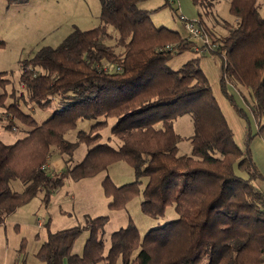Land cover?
<instances>
[{"label":"trees","instance_id":"obj_1","mask_svg":"<svg viewBox=\"0 0 264 264\" xmlns=\"http://www.w3.org/2000/svg\"><path fill=\"white\" fill-rule=\"evenodd\" d=\"M9 5L30 0H5ZM148 0H100L101 24L90 30L75 26L57 47L45 46L20 61L17 95L8 93L7 72H0V119L9 131L25 136L9 144L0 139V227L18 208L42 195L45 207L68 179L97 176L116 162L127 163L136 180L117 185L108 175L102 185L113 210H123L142 195V213L153 219L177 217L142 234L131 220L110 237L106 253L104 229L108 216L89 219L86 226L52 232L36 253L41 264H264V191L250 151L254 138L248 113L228 85H243L239 93L255 117L257 135L264 137V0H230L235 23L225 22L227 34L210 32L206 17L220 0H191L212 44L198 52L189 35L156 27ZM167 6H171L167 0ZM117 31L112 36L109 28ZM209 30V31H208ZM220 35V36H219ZM0 39V47L4 46ZM196 56L173 70L174 56ZM221 61V89L248 125L241 148L201 67L206 56ZM109 64L110 68H105ZM239 91V90H238ZM15 101L8 102V96ZM17 99V100H16ZM32 104L51 115L39 123L20 106ZM189 114L193 121L190 154H181L184 140L174 120ZM115 119L111 132L119 147L101 143L99 131ZM79 120H94L78 142L66 134ZM79 143L88 146L84 159L72 166ZM66 167L48 168L54 153ZM144 179H147L144 185ZM20 181L21 191L12 190ZM89 231L81 255L73 252L77 239ZM24 239L20 255H25ZM23 264H30L26 260Z\"/></svg>","mask_w":264,"mask_h":264},{"label":"rangeland","instance_id":"obj_2","mask_svg":"<svg viewBox=\"0 0 264 264\" xmlns=\"http://www.w3.org/2000/svg\"><path fill=\"white\" fill-rule=\"evenodd\" d=\"M173 1L175 2L174 4L167 6L165 5V0H148L142 2L140 6L144 9L150 8L149 10H155L152 15V21L156 27H167L187 35V30L184 23L179 19L177 9L181 8V12L187 15V18L189 16L199 17V10L191 0ZM225 22L235 23V17L230 12V0H220L214 11L206 17V25L210 32L224 36L227 34ZM100 24V0H30L24 4L12 5H9L5 0H0V39L5 43L3 47H0V72L2 70L7 72V76L11 80V84L6 89L8 93L14 90V93L18 95L22 90L20 86V61L32 58L39 49L45 46H59L71 34L75 26L82 30H90ZM204 28L206 29L205 26ZM109 32L112 36H117L115 28L110 27ZM209 39L211 42L209 45H211L210 36ZM192 54L191 51H186L176 55L169 60L168 65L173 70H177L193 58ZM214 57L221 71V61L219 57ZM4 91L5 89L0 86V93ZM231 91L242 108L247 112L250 111L248 104H246L244 98L239 93L243 91L244 95L247 96L249 93L248 89L239 84L231 87ZM11 100L15 101V97L9 95L8 102ZM19 101L20 106L33 114L39 123L51 115L50 111L40 110L32 104L26 105L22 99H19ZM241 121L245 125V121L243 119ZM94 122V120H79L77 128L66 134L67 140L78 142L79 132H88L91 130ZM115 122V119H108V126L101 129L99 133L102 134L101 143H108L117 148L120 144L119 139L113 136L111 132ZM174 123L176 131L184 137V140L179 144V152L181 154H190L192 150L190 137L194 131L191 115L180 116L174 120ZM24 136L25 133L19 126L18 131H9L5 126V120L0 119V139L4 142L12 144ZM87 152L88 146L85 143H79L71 161L72 166L81 162ZM59 157L58 152L54 153L53 161L56 162L60 159ZM107 175L117 185L136 180L133 169L123 161L114 163L107 170L95 176V179H81L78 181L68 179L60 188L58 196L54 198L52 195L50 203L52 202L54 208L50 211L51 215H47L42 228H38V218L44 210V206L41 205L42 195H38L30 203L22 206L23 208L15 212L16 216H14V218H17L16 221L20 223V226L15 228V222L12 221L1 230L3 232L0 235V264H3L4 260H6V264H23L25 260L30 264H41L36 258L38 249L36 240L39 237L47 239L46 222L49 219H51L49 221L51 222L50 229L52 231L70 225L83 227L92 218V215L89 214L99 212L101 211V207H104L103 214L105 215L100 216L109 217L103 236L107 253L110 247L111 234L127 226L128 222L126 219H129V216L126 214H128V211L131 214V220L140 229L142 234L177 217L173 208L168 210L166 218L153 219L144 215L141 210L142 195L130 202L127 207L128 211L111 209L108 205L109 198L105 194L103 185L101 184V179ZM145 182H147V179H144V185ZM11 188L14 191H20L23 189V186L20 181H14ZM38 207L42 208L37 214L36 210ZM59 207H65L66 213H61ZM93 207L99 208L93 211ZM6 228L7 230H5ZM88 236L89 231L84 230L74 245V253L78 248L83 251ZM24 239L27 243V251L25 255L20 256V248Z\"/></svg>","mask_w":264,"mask_h":264},{"label":"crops","instance_id":"obj_3","mask_svg":"<svg viewBox=\"0 0 264 264\" xmlns=\"http://www.w3.org/2000/svg\"><path fill=\"white\" fill-rule=\"evenodd\" d=\"M179 1V0H176V2ZM167 2V0H165V3ZM170 2L172 4H174L175 2L173 0H170ZM145 9H150V8H145ZM178 11V14H179V19L181 20V16H184L187 18V15H185L184 13L181 12V8H179V10L177 9ZM188 18H191V19H197L198 16H189ZM187 18V19H188ZM182 21V20H181ZM183 22V21H182ZM184 23V22H183ZM187 35H188V32H187ZM197 51V50H196ZM193 54V57L196 56V53L191 51ZM221 64V62H220ZM201 67L203 69V71L205 72L206 76L208 77L209 79V82L211 84V87L213 89V92H214V95L216 97V100L218 102V104L220 105V108L224 114V116L226 117L228 123H229V126L231 127L233 133H234V139H235V142L237 143V145L241 146L242 148L245 147V143H246V139H247V136H248V125L246 123V121L241 118L237 113L236 111L234 110V108L232 107V105L230 104V102L228 101V99L224 96V94L222 93V89H221V71L219 70V65L217 63V60L214 56H206L204 57L202 60H201ZM2 72H5L2 70ZM229 87V90L230 92L232 93L231 91V87H234L232 84H229L228 85ZM233 94V93H232ZM234 95V94H233ZM235 97V95H234ZM236 98V97H235ZM237 100V99H236ZM238 102V100H237ZM238 104L240 105V103L238 102ZM241 106V105H240ZM242 107V106H241ZM247 112V111H246ZM249 117H250V121H251V132L252 134L254 135V138L251 142V145H250V151H251V154H252V157L254 159V162L258 168V170L260 171L261 175H262V178L257 180V184L260 186V188L264 191V137L262 136H259L257 135V132H258V128H259V124L261 122V119L259 117H255L254 114H252L251 110L247 112ZM241 119H243L245 121V125H244V122L241 121ZM21 125H19L20 127ZM236 129H235V127ZM21 129V127H20ZM237 130V131H236ZM60 156V155H59ZM86 156V155H85ZM60 159L57 160L56 162L53 161V157L50 161V163L48 164V168L52 171H55L56 173H60L65 167H66V162H65V159L63 157H59ZM84 159V158H83ZM54 162V163H53ZM98 176V175H97ZM108 176V175H107ZM106 176V177H107ZM105 177V178H106ZM101 179V184L103 183L104 179ZM88 179H95V176L94 177H90V178H85L83 180H88ZM127 184V183H125ZM121 185H124V184H121ZM119 185V186H121ZM23 186V185H22ZM21 191V190H20ZM60 192V189H58L56 192H54L53 194V197L55 198L56 196H58ZM42 199V198H41ZM42 201V200H41ZM109 203L111 201V199L109 198L108 199ZM108 203V205H109ZM130 204V203H129ZM128 204V206H129ZM42 206H44L43 202L41 203ZM127 206V207H128ZM127 207L123 210H127ZM20 208H23V207H20ZM20 208H18L17 210H15L11 215L8 216L6 222L0 227V235H1V230H3V228H5L7 226V224H9L10 222L14 221L15 222V228H18L20 226V223L17 220V218L14 216H16L15 212H17L18 210H20ZM42 207H38V209L36 210L37 214L38 212L40 211ZM53 204L52 202L47 206L45 207L44 206V210L43 212L41 213V216H39L38 218V228H42L44 226V222L45 220L47 219V215L50 214V211L53 209ZM99 207H96V208H92L93 211H96ZM60 209V212L61 213H66V210H65V207H59ZM120 211V210H119ZM128 211V210H127ZM35 213V212H34ZM104 213V207H101V211L99 212H93L92 214H89V215H92L91 217L92 218H97V217H100V215H105L103 214ZM51 215V214H50ZM127 216H129V219H126V221L128 222L127 223V226L129 225V222L131 221V214L129 213L128 211V214H126ZM64 216V215H63ZM91 219V218H90ZM51 220V219H49ZM48 220V221H49ZM89 221V220H88ZM87 221V223H88ZM64 222V221H63ZM47 223V222H46ZM87 223L84 225L86 226ZM123 225V224H122ZM83 226V227H84ZM125 226V227H127ZM70 227H74L72 225L70 226H66V227H63V228H59L58 230H55V231H52V232H57V231H61V230H66V229H70ZM77 227V226H75ZM123 227V228H125ZM139 229V228H138ZM7 230V228L5 229ZM120 230V229H119ZM118 231V230H117ZM140 231V229H139ZM116 232V231H115ZM141 232V231H140ZM114 233V232H113ZM112 233V234H113ZM48 234V232H47ZM111 234V235H112ZM89 237V236H88ZM35 238V237H34ZM88 239V238H87ZM46 239L44 237H39L37 238V243H38V249H37V252L38 250L40 249L42 243L45 241ZM5 243V242H4ZM3 243V244H4ZM6 244V243H5ZM85 246V245H84ZM84 250V249H83ZM36 252V253H37ZM83 253L82 250H76L75 254H79L81 255ZM21 256V255H20ZM3 264H6V260L3 261Z\"/></svg>","mask_w":264,"mask_h":264},{"label":"built area","instance_id":"obj_4","mask_svg":"<svg viewBox=\"0 0 264 264\" xmlns=\"http://www.w3.org/2000/svg\"><path fill=\"white\" fill-rule=\"evenodd\" d=\"M181 20L184 22L185 29L188 32V35L191 39L196 40L199 43L197 48L198 52H207L210 39L206 30L201 26L198 19L189 20L184 16H181ZM105 68H110V65L107 64Z\"/></svg>","mask_w":264,"mask_h":264}]
</instances>
